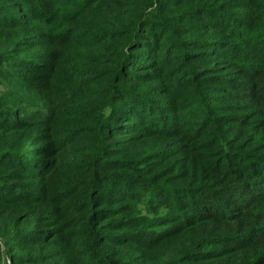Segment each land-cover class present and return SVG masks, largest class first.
I'll use <instances>...</instances> for the list:
<instances>
[{"label": "trees", "instance_id": "16d2710c", "mask_svg": "<svg viewBox=\"0 0 264 264\" xmlns=\"http://www.w3.org/2000/svg\"><path fill=\"white\" fill-rule=\"evenodd\" d=\"M264 264V0H0V264Z\"/></svg>", "mask_w": 264, "mask_h": 264}, {"label": "built area", "instance_id": "2783aa9c", "mask_svg": "<svg viewBox=\"0 0 264 264\" xmlns=\"http://www.w3.org/2000/svg\"><path fill=\"white\" fill-rule=\"evenodd\" d=\"M4 264H12L8 258H5Z\"/></svg>", "mask_w": 264, "mask_h": 264}]
</instances>
